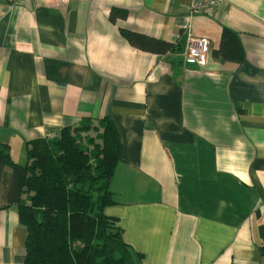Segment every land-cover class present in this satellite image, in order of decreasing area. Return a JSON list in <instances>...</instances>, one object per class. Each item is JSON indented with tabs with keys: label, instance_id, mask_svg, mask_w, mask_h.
I'll use <instances>...</instances> for the list:
<instances>
[{
	"label": "crops",
	"instance_id": "obj_1",
	"mask_svg": "<svg viewBox=\"0 0 264 264\" xmlns=\"http://www.w3.org/2000/svg\"><path fill=\"white\" fill-rule=\"evenodd\" d=\"M0 0V146L111 118L123 143L111 190L136 264H264V0ZM127 11L112 22V9ZM241 63L213 56L223 29ZM172 43L133 47L121 30ZM209 66L186 65L191 35ZM98 127V126H96ZM0 188V264H24L27 229Z\"/></svg>",
	"mask_w": 264,
	"mask_h": 264
},
{
	"label": "trees",
	"instance_id": "obj_2",
	"mask_svg": "<svg viewBox=\"0 0 264 264\" xmlns=\"http://www.w3.org/2000/svg\"><path fill=\"white\" fill-rule=\"evenodd\" d=\"M127 15L115 8L110 19L116 22ZM121 33L143 52L165 55L175 49L164 40L123 29ZM213 56L243 62L238 35L224 28ZM99 124L67 127L56 138L29 142L23 165L13 159L8 145L0 146V188L5 169L10 168L6 206L17 207L27 229L24 264H136L119 220L105 213L117 204L110 184L122 161L123 143L111 118ZM87 131L98 134V142L88 137L92 150L77 135Z\"/></svg>",
	"mask_w": 264,
	"mask_h": 264
},
{
	"label": "built area",
	"instance_id": "obj_3",
	"mask_svg": "<svg viewBox=\"0 0 264 264\" xmlns=\"http://www.w3.org/2000/svg\"><path fill=\"white\" fill-rule=\"evenodd\" d=\"M20 4L27 3L29 0H16ZM54 1V0H49ZM220 3V0H203L196 1L194 4V9L197 13L210 12L215 6ZM211 44L208 39H195L189 37L187 42V49L184 55L187 62L191 65L202 66L207 64L209 58Z\"/></svg>",
	"mask_w": 264,
	"mask_h": 264
},
{
	"label": "rangeland",
	"instance_id": "obj_4",
	"mask_svg": "<svg viewBox=\"0 0 264 264\" xmlns=\"http://www.w3.org/2000/svg\"><path fill=\"white\" fill-rule=\"evenodd\" d=\"M220 2H221V0H220ZM195 12H196V10L193 9V13H194V14H195ZM196 13H197V12H196ZM205 13H206V14H210L211 11H210V12H205ZM198 14H202V13H198ZM190 35H191V34H190ZM191 37H193V38H195V39H204V38H205V39H208V38H206V37L197 38V37H194L193 35H191ZM208 40H209V39H208ZM209 41H210V40H209ZM210 44H211V41H210ZM213 52H214V51H213ZM211 58H212V52H211V48H210L209 58H208V62H207V64L202 65V66H198V67H200L201 69H204V68L208 67V66H209V63H210V61H211ZM184 63H185L186 65H191V64H189V63L187 62L186 57L184 58ZM94 126H95V127H96V126L100 127V124H98V125H94ZM77 135L79 136V139L82 140V145H83L85 148H90V150L93 149L94 144H92L91 142L88 141V137H89V138L94 137V139L96 140V142L99 141V139H96V138H95L98 134H95L94 131L81 132V133H79V134H77Z\"/></svg>",
	"mask_w": 264,
	"mask_h": 264
}]
</instances>
